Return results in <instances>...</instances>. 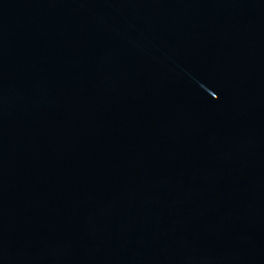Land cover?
<instances>
[{"label":"water","instance_id":"water-1","mask_svg":"<svg viewBox=\"0 0 264 264\" xmlns=\"http://www.w3.org/2000/svg\"><path fill=\"white\" fill-rule=\"evenodd\" d=\"M0 264H264V0H0Z\"/></svg>","mask_w":264,"mask_h":264}]
</instances>
